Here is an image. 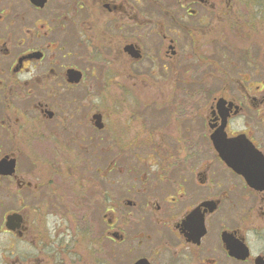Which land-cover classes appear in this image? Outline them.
<instances>
[{"label":"flooded vegetation","instance_id":"flooded-vegetation-1","mask_svg":"<svg viewBox=\"0 0 264 264\" xmlns=\"http://www.w3.org/2000/svg\"><path fill=\"white\" fill-rule=\"evenodd\" d=\"M0 163V264H264V0H0Z\"/></svg>","mask_w":264,"mask_h":264},{"label":"water","instance_id":"water-1","mask_svg":"<svg viewBox=\"0 0 264 264\" xmlns=\"http://www.w3.org/2000/svg\"><path fill=\"white\" fill-rule=\"evenodd\" d=\"M215 146L218 149V151L223 155V157H225L226 154H228V152L231 151L230 148H228L227 150L222 149V146L218 143ZM5 164H7V163H5ZM2 166H4V163H0V171H1ZM8 172H9L8 170H5V173H8Z\"/></svg>","mask_w":264,"mask_h":264},{"label":"rangeland","instance_id":"rangeland-1","mask_svg":"<svg viewBox=\"0 0 264 264\" xmlns=\"http://www.w3.org/2000/svg\"><path fill=\"white\" fill-rule=\"evenodd\" d=\"M80 236L82 237L83 234H80ZM5 240H6L5 236L3 234H0V241H5Z\"/></svg>","mask_w":264,"mask_h":264}]
</instances>
